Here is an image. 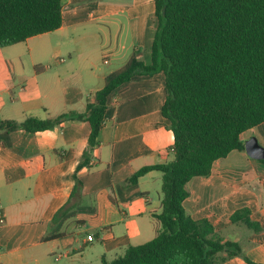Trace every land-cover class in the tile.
Instances as JSON below:
<instances>
[{
  "label": "crops",
  "instance_id": "crops-1",
  "mask_svg": "<svg viewBox=\"0 0 264 264\" xmlns=\"http://www.w3.org/2000/svg\"><path fill=\"white\" fill-rule=\"evenodd\" d=\"M155 1L62 0L61 27L35 36L57 34L59 44L49 50V63L54 61L55 66L47 65L40 74L34 70L39 80L36 89L28 92L25 85L16 98L9 77H3L0 121L21 123L30 117L44 120L84 112L107 76L99 59L114 55L123 26L132 29L140 45L134 51L149 49L158 26ZM35 37L12 46L28 44ZM5 64L12 71L9 60ZM163 79L162 73L137 75L111 94L99 145L88 166L77 172V180L74 175L90 135L87 122L63 121L36 133L0 131V219L4 221L0 264H92L85 249H92L94 241L110 249L123 246L124 252L138 246L131 243L139 238L141 245L156 236L159 223L153 214L160 213L162 197L152 199L148 188L158 175L149 172L135 184L130 177L144 166L173 158V135L160 113ZM4 95L11 98L7 101ZM255 128L264 141V123ZM186 188L185 211L194 220L208 219L225 241L234 225L230 216L248 207L250 218L262 230L234 241L252 262L264 264L262 163L248 161L236 167L218 160L208 178H194ZM64 207L65 212L52 222ZM54 235L60 236L44 240ZM88 236L93 240L87 241ZM224 264L246 263L235 257Z\"/></svg>",
  "mask_w": 264,
  "mask_h": 264
},
{
  "label": "trees",
  "instance_id": "trees-1",
  "mask_svg": "<svg viewBox=\"0 0 264 264\" xmlns=\"http://www.w3.org/2000/svg\"><path fill=\"white\" fill-rule=\"evenodd\" d=\"M155 17L150 62L144 63L133 51L124 67L105 77L84 112L44 120L30 117L21 123L3 120L0 131L36 133L63 121L87 122L88 146L76 179L99 145L111 94L134 76L162 73L160 113L173 135V158L144 166L130 177L135 184L149 172L161 173V211L153 214L160 229L152 240L129 246L121 256L102 259L101 264H224L235 257L257 264L239 243L225 241L208 219H192L183 204L189 197L187 184L208 178L214 163L231 152H244L242 135L264 123V0H156ZM61 24L62 0H0V48L54 32ZM34 70L40 73L44 67ZM64 212L65 207L52 222ZM250 214L242 207L229 220L260 233L261 226Z\"/></svg>",
  "mask_w": 264,
  "mask_h": 264
},
{
  "label": "rangeland",
  "instance_id": "rangeland-1",
  "mask_svg": "<svg viewBox=\"0 0 264 264\" xmlns=\"http://www.w3.org/2000/svg\"><path fill=\"white\" fill-rule=\"evenodd\" d=\"M117 48L114 55H109L108 59L102 57L99 59V63L101 64L102 73L107 75L120 70L124 65L128 62L130 56L133 54L134 50H140V45H138V41L134 39L132 35V29L130 27H122V33L119 36ZM59 38L57 34H49L48 36H39L35 37L28 44H20L19 46H10L5 48H0V80L3 81V77H9V81L12 84V97H20L21 96V88L25 85L28 86V92L36 89V84L38 83V78L35 76L34 66L40 65L42 67H46L47 65L55 66V62L50 61L51 50L53 47L59 44ZM62 42V41H61ZM67 42V41H66ZM153 40L151 41L149 49L146 50L141 49V58L144 63L148 64L150 62V53H151V45ZM17 47V48H14ZM66 47H71L67 46ZM116 53V54H115ZM104 59L109 61L108 64L104 63ZM9 60V64L13 65L12 71L6 67V62ZM41 73V72H40ZM38 73V74H40ZM42 78H40L41 80ZM9 97L4 95L2 98L5 100H9ZM255 137L258 139L259 144L264 147V141L259 132L258 128H254L252 130L246 131L243 135V141ZM248 161H255L250 159L245 153H241L238 151L231 152L226 158L222 159V164H231L236 167H241L244 163ZM259 162V161H258ZM261 163V162H259ZM263 165V164H262ZM236 170V169H235ZM158 177L153 181V184L148 188L150 196L154 200L161 199V173L156 172ZM186 214L189 215V211L186 209ZM157 221V220H156ZM160 229V225L159 228ZM230 233H227L225 236L229 241H234L236 238L244 241L246 237H250L254 234V232L241 224H234L230 226ZM259 234V233H257ZM143 239H141L142 241ZM241 241V240H240ZM235 242V241H234ZM133 245L140 244V238ZM240 244V243H239ZM93 248H86L85 253L88 255L89 259L92 261V264H100V258L102 256H106L108 261L121 256L123 254V246H118L114 248H108L106 243L95 242L92 244ZM242 252H245V248L242 249ZM224 256V254H222Z\"/></svg>",
  "mask_w": 264,
  "mask_h": 264
},
{
  "label": "water",
  "instance_id": "water-1",
  "mask_svg": "<svg viewBox=\"0 0 264 264\" xmlns=\"http://www.w3.org/2000/svg\"><path fill=\"white\" fill-rule=\"evenodd\" d=\"M244 152L252 160L264 161V147L259 144L255 137L244 142Z\"/></svg>",
  "mask_w": 264,
  "mask_h": 264
},
{
  "label": "built area",
  "instance_id": "built-area-1",
  "mask_svg": "<svg viewBox=\"0 0 264 264\" xmlns=\"http://www.w3.org/2000/svg\"><path fill=\"white\" fill-rule=\"evenodd\" d=\"M3 222H4V221H3L2 219H0V225L3 224ZM92 240H93V239H92V236H88V237H87V241H92Z\"/></svg>",
  "mask_w": 264,
  "mask_h": 264
}]
</instances>
